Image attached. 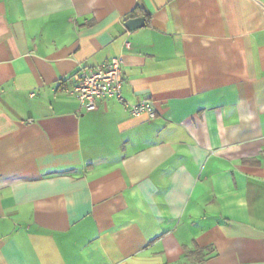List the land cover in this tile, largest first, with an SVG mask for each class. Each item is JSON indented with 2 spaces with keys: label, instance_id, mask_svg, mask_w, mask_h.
I'll list each match as a JSON object with an SVG mask.
<instances>
[{
  "label": "crops",
  "instance_id": "1",
  "mask_svg": "<svg viewBox=\"0 0 264 264\" xmlns=\"http://www.w3.org/2000/svg\"><path fill=\"white\" fill-rule=\"evenodd\" d=\"M0 264H264V0H0Z\"/></svg>",
  "mask_w": 264,
  "mask_h": 264
},
{
  "label": "built area",
  "instance_id": "2",
  "mask_svg": "<svg viewBox=\"0 0 264 264\" xmlns=\"http://www.w3.org/2000/svg\"><path fill=\"white\" fill-rule=\"evenodd\" d=\"M126 46L129 48L130 43L126 42ZM123 67L124 59L119 57L96 68H80L68 92L88 112L97 110L100 101L116 100L125 105L134 117L147 115L151 120L156 119L157 112L151 101L131 104L125 99Z\"/></svg>",
  "mask_w": 264,
  "mask_h": 264
},
{
  "label": "water",
  "instance_id": "3",
  "mask_svg": "<svg viewBox=\"0 0 264 264\" xmlns=\"http://www.w3.org/2000/svg\"><path fill=\"white\" fill-rule=\"evenodd\" d=\"M143 21H144L143 19H136V20L129 21L126 27L128 30L133 31L135 26L138 28V26L143 24Z\"/></svg>",
  "mask_w": 264,
  "mask_h": 264
}]
</instances>
